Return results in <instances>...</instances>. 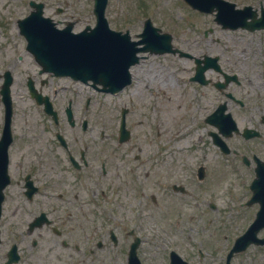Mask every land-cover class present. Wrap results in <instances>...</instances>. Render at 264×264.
Masks as SVG:
<instances>
[{
  "label": "flooded vegetation",
  "instance_id": "af4514ba",
  "mask_svg": "<svg viewBox=\"0 0 264 264\" xmlns=\"http://www.w3.org/2000/svg\"><path fill=\"white\" fill-rule=\"evenodd\" d=\"M15 19L0 15V85L7 69L15 70L21 60L16 53L7 58L5 52L7 24ZM243 76L249 83L257 82ZM48 78L53 110L21 112L25 127L13 111L8 141L1 139L0 101V264L169 261L168 252L153 253L149 231L162 224L155 217L173 213L167 202L159 207L161 198L173 202L161 191L166 185L162 178L167 164L162 159L168 155L167 145L156 144L152 150L146 143L142 155L140 146L139 153H130L124 149L126 143L103 142L104 115L94 118L92 112L95 104V112L101 113L103 92L77 81L83 86ZM49 79L32 81L43 84Z\"/></svg>",
  "mask_w": 264,
  "mask_h": 264
},
{
  "label": "rangeland",
  "instance_id": "374dc122",
  "mask_svg": "<svg viewBox=\"0 0 264 264\" xmlns=\"http://www.w3.org/2000/svg\"><path fill=\"white\" fill-rule=\"evenodd\" d=\"M232 1H234L237 6L250 4L256 8L260 5L264 7V0ZM70 2L71 3L68 5L69 8H67L68 10L72 9L74 3L76 6H79L83 15L90 17L91 7L89 0H87V4L85 0H70ZM53 5L46 9V13L49 12L50 8H53ZM61 5L64 6L63 4ZM10 8H15V10L18 11L14 14H27L28 12L25 0H0V15H9L8 10ZM211 15L212 14L209 13H193L187 5L181 2V0H108L106 7V16L112 28H128L130 33L135 34L140 32L143 19L146 16H150L156 26H160L162 30L169 31L172 34V42L175 46L189 52L193 57L202 58L204 54H209L211 56L216 54L223 68H230L232 70H237L238 68L242 73L253 76V79L259 78L257 75L259 72H261L264 77V71L261 69L262 64L264 65V29L254 32L242 29H222L214 25ZM9 23L7 28L10 32V36L7 38L5 51L7 58H9L12 53L20 52V50L15 47H21L23 42L20 37H16L14 23H12L13 27L10 28ZM192 24L197 26L192 28ZM208 27H212L213 30L210 34L204 36L203 30ZM132 38L136 37L132 35ZM15 42L17 43L15 44ZM246 53H250V55H246ZM260 58H262V62H260ZM25 59L26 57L24 60ZM143 62L145 63L143 64ZM259 63L261 65H259ZM142 64L143 69L136 74L139 83L134 80L133 86L129 87L128 90L120 96L105 95L101 106V113L95 112V107L92 111L94 118L100 114L104 115L105 138L102 141L114 146L116 142L115 130L119 106L123 104L130 108L127 126L132 129L133 135L132 138L125 141L127 145L125 148L123 147L130 153L134 149H136L135 152L138 153V145L145 151L146 143L143 137L145 136L146 139L149 138L146 122L152 120L154 128L157 120L160 128L164 129L161 137L163 138L165 134H170L173 137V143L170 144L171 147L182 143V137L178 135V132L184 125L196 120L198 114V109H196L197 104L194 103L191 97L184 101L182 96L178 94V91H181L183 88V78L188 76H183L184 72L182 68H190L192 65L191 59L166 54L164 56L143 57L139 66ZM22 69L23 68H20V70ZM151 71H153L154 76L150 74ZM151 76L167 84L165 88L167 89V94L165 92L163 93L165 89L160 86L147 85L149 82L148 80H152ZM170 84L172 87H170ZM135 85H137V87ZM146 85L147 87H145ZM192 85L193 93L197 94V86L195 84ZM203 87L206 93H208L207 90H210L209 94L205 96V103L208 100L206 107L210 109L214 104H217L222 97L217 91L205 86ZM153 90L157 92V96L155 97L148 95V93ZM239 91L243 94L245 93V96L250 95L249 106L241 110L233 105L231 114L240 127L244 124L249 125L250 123L259 125V129L262 132L261 136L249 141L250 144L254 145V149L259 155H264V153H262V150H264V124L260 123L258 116L256 120L251 116L254 113L257 114V108H264V86L245 82L239 87ZM164 94L167 96V101L170 99L172 103L177 105V109L180 111L178 114L175 115L174 112H168V102L166 100H159L160 96ZM235 95L239 96L238 94ZM259 95H261V97L256 99ZM129 96L133 99V102L128 100ZM151 101L158 104L156 108L160 109V111H151ZM165 102H167V107L163 108L162 103L165 104ZM24 105L27 104L21 103L22 108H19V113H21V110L26 111L27 107ZM27 109H29V105ZM260 112L261 111H259V113ZM170 115L175 116L171 117ZM191 115H194V117L189 118ZM26 116H28V114H26ZM144 117L146 120H144ZM18 122L20 126H26L22 121L21 123L20 121ZM184 137L186 139L188 138L187 143L191 144L194 148V153L198 157V160L209 165V179L211 180L208 186H203L199 190L191 188L185 197L193 206V195H195L196 190L198 192L203 189L199 193H206L210 190V194L212 195L210 197L211 200L215 201L216 208L209 209L207 212L202 213L197 212V210H190V208L189 210H183L182 215L174 216V213H165L163 217H155L154 220L160 218L161 223L166 227L164 230L166 241L169 243L172 238H175L184 251V253L181 252L183 255L186 254L187 256L188 252L191 250L192 244L195 250L198 246L203 250L205 257L201 259L200 262L192 258L193 261H195L194 264H224L223 255L226 250V247H223L224 244L232 241L244 230L248 221L246 214L250 213L248 210L245 212V208L240 209L235 207V210L240 209V211L236 213L233 206H231L238 200H243L244 195L242 190L241 193L236 191L234 193L235 197L231 198L235 175L239 174V170L236 166L230 165L232 163L240 165L239 159L232 153L227 155L220 153L218 149L212 145L206 135L199 139L195 131H189ZM151 139L152 142L155 141L154 136ZM244 142L245 140L243 138L239 139L235 136L227 140V144L232 150L236 149L242 152L243 149H245ZM205 157L207 158L206 160ZM153 177L152 174L150 179L153 180ZM169 178L170 177H168L167 180H169ZM242 178V186L245 188L246 180L244 174ZM213 188L215 191H212ZM148 190H151V187H148L147 191ZM173 200L175 199L173 198ZM160 202L161 205L159 204V207H162L165 202H167V206H171V208L174 207L167 198L164 200L161 198ZM146 206H149L148 201ZM199 206L200 208L202 207L201 204ZM152 210L154 209L150 210L151 215L153 214ZM176 217L179 219L178 225H176ZM188 224H192L193 229L188 228ZM211 242H214V244ZM46 246H48V244L43 245L42 248L46 249ZM186 251L188 252L186 253ZM52 252L54 251L52 250ZM252 253H255L254 246H251L250 249L242 254L245 255L244 258L248 264H255L257 262H259V264H264V253L263 256L253 254L247 259L246 255ZM243 261V257H235L233 264H242Z\"/></svg>",
  "mask_w": 264,
  "mask_h": 264
},
{
  "label": "water",
  "instance_id": "95a60500",
  "mask_svg": "<svg viewBox=\"0 0 264 264\" xmlns=\"http://www.w3.org/2000/svg\"><path fill=\"white\" fill-rule=\"evenodd\" d=\"M105 2L106 0H96V14L99 17L98 27L99 31L102 30L98 36H84L81 39H78V37L57 36L60 39H68L66 40L65 44H60L53 38L46 40V38L41 34L35 35L30 33V35L26 36L28 40V47L38 48L41 56L43 57L45 54H47V52L54 55H58L57 53L66 55L71 59L69 62L63 60L59 55L58 56L61 59L57 61L52 60V62L55 64L58 62L68 64L67 66L57 67L63 71H73L75 67H77L78 63L91 64L93 69L98 68L103 72V78L108 81V84L111 85L114 78L116 80L118 79L116 76L120 75L119 78H121V76L126 75V67L133 54L129 55V57L127 56V50L130 45L128 41V33L126 32L121 34V32H115L108 28L107 22L103 17ZM40 14V9L32 11L25 20L27 26L24 28V30H32V27L29 28V23L35 20L37 16H40ZM33 30L30 32H33ZM83 34L86 33L83 32ZM146 48L147 46H144L140 49L146 50ZM118 55L127 57L126 60L119 61V65L116 64ZM98 57H102L103 59L98 60ZM135 59L136 58H134L132 61ZM97 63H103V65H96Z\"/></svg>",
  "mask_w": 264,
  "mask_h": 264
},
{
  "label": "bare ground",
  "instance_id": "6f19581e",
  "mask_svg": "<svg viewBox=\"0 0 264 264\" xmlns=\"http://www.w3.org/2000/svg\"><path fill=\"white\" fill-rule=\"evenodd\" d=\"M131 73L134 75L135 73H136V71H135V69L132 67L131 69ZM208 73H210V71L209 72H207V74ZM155 86H160V87H162L163 89L167 86V84H164V83H162V82H160V81H157V83H155L154 84ZM170 87H172V85L170 84ZM190 94H189V92L187 91L186 92V95L185 96H183V100L185 101L187 98H188V96H189ZM198 101L200 102V103H203V101H204V99L202 98V97H199L198 98ZM168 102V109H167V111L168 112H174V114H178L180 111L177 109V105L175 104V103H172L171 101H170V99L167 101ZM164 107H167V103H165L164 104ZM173 114V113H172ZM204 114H206V113H204V110H202V111H200L199 110V116H198V120L204 115ZM171 117H173V116H175V115H170ZM206 124L208 125V126H211V124L209 123V122H207L206 121ZM203 125L200 123L199 124V121H197L192 127H191V129H193L196 133H198V135L199 136H202V134H203V132H204V130H205V128L204 127H202Z\"/></svg>",
  "mask_w": 264,
  "mask_h": 264
}]
</instances>
